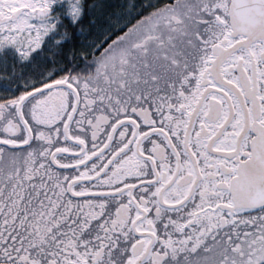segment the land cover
Masks as SVG:
<instances>
[{"label":"snow or ice","instance_id":"snow-or-ice-1","mask_svg":"<svg viewBox=\"0 0 264 264\" xmlns=\"http://www.w3.org/2000/svg\"><path fill=\"white\" fill-rule=\"evenodd\" d=\"M0 264H264V0H0Z\"/></svg>","mask_w":264,"mask_h":264}]
</instances>
